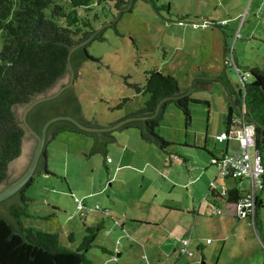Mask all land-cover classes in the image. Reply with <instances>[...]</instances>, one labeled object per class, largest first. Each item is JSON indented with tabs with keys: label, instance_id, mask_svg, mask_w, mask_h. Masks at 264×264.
I'll return each mask as SVG.
<instances>
[{
	"label": "rangeland",
	"instance_id": "1",
	"mask_svg": "<svg viewBox=\"0 0 264 264\" xmlns=\"http://www.w3.org/2000/svg\"><path fill=\"white\" fill-rule=\"evenodd\" d=\"M165 2L169 10L159 9V14L147 2H133L130 11L116 21V32L107 27L103 40H92L86 47L91 58L82 63L70 83L85 118L95 115L105 124L137 107L145 97L135 95L124 82L141 83L144 70L151 67L174 76L184 90L200 74L204 78L225 74L233 86H240L229 60L240 71L263 66L264 0H158V4ZM104 14L107 23L116 17V11L113 16ZM181 16L183 21H177ZM204 20L210 23L200 28L197 23ZM100 26L96 23V29ZM209 85V89L187 93L198 100L189 104V118L173 104L166 106L157 128V134L172 143L165 151L141 140L134 129L117 131L113 133L116 142L107 146L109 160L103 164L100 154L88 153L91 137L56 134L45 146L44 169L33 175L24 192L31 216L22 217L23 225L56 231L61 241L73 247L86 225L103 222L86 252L91 264H264V249L246 220L228 216L220 235L224 237L215 233L218 217L210 214L211 204L224 206L216 196L215 203L210 201L208 186L214 178L212 188L220 195L221 188L234 181L216 174L206 151L216 148L218 154L223 147L215 135L224 130L227 110L222 84L211 81ZM122 97L130 101L110 110ZM238 148V142L229 138L228 152ZM120 153L123 156L117 164ZM242 185L247 187L245 180ZM167 207L173 209L167 211ZM191 208H199L198 215L194 217ZM133 217L156 224H133ZM232 229L238 234L232 235ZM70 233L74 243L66 240ZM184 236L202 245L201 250H192L190 257L173 253ZM206 237L211 244L205 243Z\"/></svg>",
	"mask_w": 264,
	"mask_h": 264
},
{
	"label": "trees",
	"instance_id": "2",
	"mask_svg": "<svg viewBox=\"0 0 264 264\" xmlns=\"http://www.w3.org/2000/svg\"><path fill=\"white\" fill-rule=\"evenodd\" d=\"M135 1L137 0H0V182L6 178L7 166L20 154L21 149L24 130L19 126L14 108L29 102L33 96L48 91L57 80L69 73L68 53L72 47L75 48L70 52L69 62L75 76L82 63L91 58L87 55L86 47L92 40H103L102 31L105 28L112 27L115 30L119 16L129 12ZM141 1L149 3L157 14L159 9L169 10L168 2L158 4V0ZM112 11L117 12V17L107 23V15L104 13L112 14ZM182 18L181 16L177 21L182 22ZM96 23L102 25L100 29H96ZM209 23L200 25V28H205ZM88 38L87 42L79 46ZM224 50H227L226 45ZM238 73L241 87L233 86L225 74L215 77L226 92L227 110L223 131L236 125H253L255 149L261 154L264 149V62L262 67H247ZM124 83L135 95L140 94L145 99L137 107L124 110L123 114L115 116L109 123L100 124L95 115L85 118L71 86L63 89L58 96L36 104L27 113H38L39 120L32 126L37 133L48 118L56 115H70L79 122L94 127L112 126L124 118H134L107 131H84L67 120L50 123L33 175L39 168L44 169L46 144L61 132L91 137L90 153L100 154L103 164L108 160L107 146L116 142L113 133L117 131L134 129L141 140L153 143L161 151L172 144L157 134L164 109L173 104L188 118L189 104L198 100L189 95L178 97L186 90L179 88L174 76L162 73L155 67L144 70L141 83ZM66 101L76 103L72 113L65 112L61 107L62 102ZM126 101H130V98H119L109 109H121ZM159 102V108L155 112ZM206 151L210 158L214 156L212 151ZM33 175L20 190L10 196L14 200L8 205V217H0V264H91L86 252L93 246L95 234L103 228L102 223L86 225L80 242L73 247L61 241L56 231L48 232L35 226L23 225L22 217L31 216L28 210L30 200L24 192L34 180ZM240 193L234 184L224 192L226 202L236 203L240 199ZM259 205L257 197L255 228ZM66 240L74 243L73 234L70 233ZM99 248L103 253L112 255L107 248Z\"/></svg>",
	"mask_w": 264,
	"mask_h": 264
},
{
	"label": "water",
	"instance_id": "3",
	"mask_svg": "<svg viewBox=\"0 0 264 264\" xmlns=\"http://www.w3.org/2000/svg\"><path fill=\"white\" fill-rule=\"evenodd\" d=\"M116 17H117V12H116ZM116 17L113 18V20H115ZM89 39L90 38L81 42L79 46L83 45ZM74 48L75 47H72L68 53L69 54L68 55L69 73H66L59 80H57L56 83L48 91L41 93V94H37L33 96L29 102L21 106L20 105L16 106L14 108V114H15V117L19 121V126L24 130L22 142H21V149H20L21 157H19L20 156L19 154L15 159H13L9 163L6 173L8 174L9 178L10 177L12 178V177H17L22 171L23 172L13 181L8 183L7 185L0 184V217H4V218L8 217V214H7L8 205L14 200V197H10V196L15 194L18 190H20V188L23 185H25L31 179L32 175L34 174L35 169L37 167L38 160L41 157V152H42L45 137H46V130L50 123L57 121V120H67L71 122L72 124H74L76 127L84 131H107V130H113L117 128L118 126H120L121 124L131 119H134L133 117L124 118L118 121L117 123L113 124L112 126L94 127V126L83 124L70 115H56V116L48 118L42 124L39 133L33 130V128L27 122V119H26L27 113L36 104L56 97L63 89L70 86L72 76H73V71L71 68V64L69 62V56H70V52ZM87 61H89V59L85 60L84 62H87ZM211 81H217L220 83V81L216 80L215 77L204 78L201 76V74L193 76L189 82L188 88L185 89L186 92L184 94H180L178 97L187 95V93L191 91L209 89L210 88L209 82ZM61 82H64L65 85L60 86ZM159 105H160V102L157 104L155 112L158 110ZM75 106L76 104L71 101H66L64 103L62 102V105H61L63 110L67 113H72V110L75 109ZM88 153L91 155L90 150L88 151ZM18 157L19 159L16 160ZM41 170L42 168H39L37 170V173L41 172Z\"/></svg>",
	"mask_w": 264,
	"mask_h": 264
},
{
	"label": "built area",
	"instance_id": "4",
	"mask_svg": "<svg viewBox=\"0 0 264 264\" xmlns=\"http://www.w3.org/2000/svg\"><path fill=\"white\" fill-rule=\"evenodd\" d=\"M207 23L208 22L204 20L200 25L204 26ZM224 23L225 22H222V24ZM228 62L231 63V66H233L238 73L239 69L233 60H229ZM238 75L240 80V74L238 73ZM229 138H233L238 142V150L234 152L221 150L217 155L211 158L210 164L216 168V174L222 178L232 179L234 181H246L247 187H241L238 183L235 184L241 193L240 199L236 201L233 206L236 215L248 219L249 224L255 229L254 218L257 192L260 191L264 185V167L261 154L255 149L254 127L251 124L236 125L226 132L222 131L215 135L217 142H222ZM251 148L253 151H251ZM221 190L223 196L227 189L222 187ZM210 213L213 216H218L222 214V210L220 207L214 206L210 209ZM188 242L189 237L181 239V245L178 249L181 254H192L187 248ZM209 242L210 239H205V243Z\"/></svg>",
	"mask_w": 264,
	"mask_h": 264
},
{
	"label": "crops",
	"instance_id": "5",
	"mask_svg": "<svg viewBox=\"0 0 264 264\" xmlns=\"http://www.w3.org/2000/svg\"><path fill=\"white\" fill-rule=\"evenodd\" d=\"M235 63V62H234ZM236 64V63H235ZM237 66V65H236ZM238 67V66H237ZM240 87H241V85H240ZM222 131H220L219 133H221ZM228 140L229 139H227V140H224V141H222V142H219V143H223V147H219L220 148V150L219 151H221V150H225V151H227L228 152ZM193 146H195V144H193ZM205 147V146H204ZM216 149V148H215ZM208 151H210V150H208ZM218 150H217V153L219 152ZM213 153H215L214 152V148H213V151H212ZM216 154V153H215ZM215 154H214V156H215ZM261 154H262V152H261ZM217 155V154H216ZM122 153H120V154H118V156H117V164H119L120 162H121V159H122ZM262 161H263V167H264V158H263V155H262ZM108 160H109V157H108ZM210 160H211V158H210ZM210 162V161H209ZM112 163V160H110L109 161V164H111ZM107 165V164H106ZM211 165V164H210ZM121 165H119L118 167H120ZM107 169H109L108 168V166L106 167ZM225 179V178H224ZM214 181H215V179L213 178V179H211V182H210V186H208V190L210 191V193H208L209 194V198H210V201L212 202V203H215L213 200H215V196L219 199V200H221L222 201V204H223V206H224V208L223 209H221V210H223L224 212H223V214H221V215H218L217 217V222L215 223L216 225H217V227H215V229L217 230L215 233L217 234V235H221L222 233H223V231H224V228H223V225H224V222L225 221H227V219H226V217H230V218H232V220H238V221H241V220H246L247 221V223H249V221H248V219H246V218H241V217H238L237 215H236V213H235V208H234V206H233V204H229V203H227L226 202V199H225V195H223L222 196V194H220L222 197H220V195H217L219 192L216 190V189H213L212 188V183H214ZM234 181V180H233ZM236 183H238L239 184V186H243L242 184H243V181H234L233 182V184H231V185H229V186H224L226 189H229V188H231L234 184H236ZM108 185H110V183H108ZM263 190H264V185H263V188L261 189V191H260V193H259V195L257 194V197H258V200H260V205L258 206V208H257V227L254 229L250 224V226L252 227V229H253V232H254V234H255V236H256V238H257V243H258V245L261 247V248H263L264 249V223H263V220H264V198H263V196H262V192H263ZM214 206H217V205H215V204H211V208L212 207H214ZM219 207V206H218ZM210 208V209H211ZM167 209V211H169V210H172L173 208H170V207H167L166 208ZM182 209H185V208H181L180 210H182ZM198 210H199V208H196V209H194V208H191V211L194 213V217L196 216V215H198ZM106 213H108L107 211H104V213L103 214H106ZM167 214V213H166ZM211 214V213H210ZM224 215V216H223ZM101 221H102V219H101ZM130 221H132V223L134 224H156V222L155 221H151V220H148V219H140V218H136V217H133V218H130ZM115 222H117L116 223V225L117 224H119V221H118V219H116V221ZM103 223V222H102ZM124 223H120V228L121 229H124ZM235 229V228H234ZM234 229H232L231 231V233H232V235H237L238 233L236 232V230H234ZM253 235H251L250 237H252ZM186 237H189V236H184V237H181L178 241H177V243H178V245L177 246H175V248H173L172 249V252L174 253H178L179 252V247H180V245H181V239H184V238H186ZM220 237H224V236H220ZM206 239H209L208 237H206ZM212 243V241L210 240V242L209 243H206V244H211ZM180 244V245H179ZM191 244H193L192 243V241H190V237H189V242H188V245H187V248H188V250L189 251H191L192 252V254L191 255H187V254H183V255H186V256H188V257H190V256H192L193 255V251L192 250H197V249H199V250H201V248H202V245H200V244H198V245H196V243L195 244H193V246L194 247H190L191 246ZM180 253V252H179ZM181 254V253H180ZM119 254H117V256H118ZM179 255V254H178ZM116 256V257H117ZM172 264H175V262H173Z\"/></svg>",
	"mask_w": 264,
	"mask_h": 264
},
{
	"label": "flooded vegetation",
	"instance_id": "6",
	"mask_svg": "<svg viewBox=\"0 0 264 264\" xmlns=\"http://www.w3.org/2000/svg\"><path fill=\"white\" fill-rule=\"evenodd\" d=\"M65 75V74H64ZM63 75V76H64ZM69 76H70V74H69ZM62 85H65V83L64 82H61L60 83V86H62ZM60 94V93H59ZM58 96V95H57ZM38 120H39V115H38V113L37 112H33V114H29V115H27V121L29 122V125L32 127L33 125H35L37 122H38ZM40 160V159H39ZM39 160H38V163H39ZM38 163H37V165H38ZM7 168H8V166H7ZM7 170V169H6ZM23 172V171H22ZM21 172V173H22ZM20 173V174H21ZM19 174V175H20ZM18 175V176H19ZM17 176V177H18ZM17 177H8V174L6 173V178L2 181V182H0V184H3V185H7L8 183H10L11 181H13L15 178H17Z\"/></svg>",
	"mask_w": 264,
	"mask_h": 264
}]
</instances>
